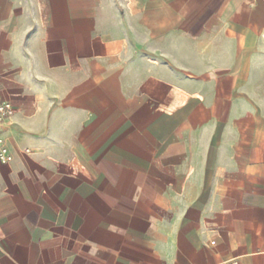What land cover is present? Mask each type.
<instances>
[{"label": "crops", "instance_id": "1", "mask_svg": "<svg viewBox=\"0 0 264 264\" xmlns=\"http://www.w3.org/2000/svg\"><path fill=\"white\" fill-rule=\"evenodd\" d=\"M0 264H264V0H0Z\"/></svg>", "mask_w": 264, "mask_h": 264}, {"label": "built area", "instance_id": "2", "mask_svg": "<svg viewBox=\"0 0 264 264\" xmlns=\"http://www.w3.org/2000/svg\"><path fill=\"white\" fill-rule=\"evenodd\" d=\"M13 115V109L9 104H0V128ZM10 160V155L5 146L4 140L0 137V163L6 164ZM226 264H235L231 261Z\"/></svg>", "mask_w": 264, "mask_h": 264}]
</instances>
